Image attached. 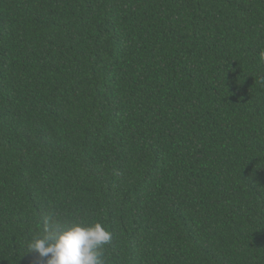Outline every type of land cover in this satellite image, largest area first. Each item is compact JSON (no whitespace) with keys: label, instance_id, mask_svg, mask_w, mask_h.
<instances>
[{"label":"trees","instance_id":"obj_1","mask_svg":"<svg viewBox=\"0 0 264 264\" xmlns=\"http://www.w3.org/2000/svg\"><path fill=\"white\" fill-rule=\"evenodd\" d=\"M264 0H0V264L55 213L107 264H264Z\"/></svg>","mask_w":264,"mask_h":264},{"label":"clouds","instance_id":"obj_2","mask_svg":"<svg viewBox=\"0 0 264 264\" xmlns=\"http://www.w3.org/2000/svg\"><path fill=\"white\" fill-rule=\"evenodd\" d=\"M264 63V51L259 54ZM41 228L27 244L43 264H107L104 248L112 240L111 232L101 223H70L55 213L45 211Z\"/></svg>","mask_w":264,"mask_h":264}]
</instances>
